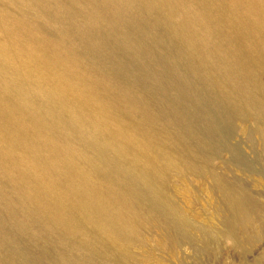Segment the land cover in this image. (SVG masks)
I'll return each mask as SVG.
<instances>
[{"label":"rangeland","instance_id":"obj_1","mask_svg":"<svg viewBox=\"0 0 264 264\" xmlns=\"http://www.w3.org/2000/svg\"><path fill=\"white\" fill-rule=\"evenodd\" d=\"M49 93L58 111L63 106L100 136L116 167L123 157L169 160L162 185L191 238L170 240L160 222L145 223L150 238L142 233V247L129 248L142 259L137 264H264V0H0V220L26 251L64 254L67 241L82 246L93 236L107 242L116 264L106 234L124 231V193L93 158L66 148L53 127L58 113L45 116ZM220 117L224 147L198 151L192 170L189 127L203 134ZM214 180L234 186L235 198L251 207L247 220L224 211ZM14 261L0 247V264Z\"/></svg>","mask_w":264,"mask_h":264},{"label":"bare ground","instance_id":"obj_2","mask_svg":"<svg viewBox=\"0 0 264 264\" xmlns=\"http://www.w3.org/2000/svg\"><path fill=\"white\" fill-rule=\"evenodd\" d=\"M246 59V58H245ZM248 59V58H247ZM60 61V60H59ZM117 63V62H116ZM57 65V64H56ZM51 66V65H50ZM96 66V65H95ZM117 66V65H116ZM68 71V70H67ZM56 72V71H55ZM57 73V72H56ZM255 73V72H254ZM70 74V73H69ZM42 76V74H41ZM84 76V75H83ZM86 77V75H85ZM82 78V77H81ZM88 78V76H87ZM20 79V78H19ZM80 79V77H79ZM73 80V79H72ZM86 80V78H85ZM55 82V81H54ZM56 82H58L56 80ZM60 82V81H59ZM63 82V81H62ZM73 82V81H71ZM93 82V81H92ZM95 83V81H94ZM13 84V83H11ZM61 84V83H60ZM58 84V85H60ZM71 84V83H70ZM74 84V83H73ZM96 84V83H95ZM8 85V84H7ZM16 85V84H15ZM62 85V84H61ZM99 85V84H98ZM10 86V85H9ZM63 86V85H62ZM87 86V85H86ZM100 86V85H99ZM81 87V86H80ZM88 87V86H87ZM98 87V86H97ZM14 89H17L15 91V94L19 95V99L20 97L23 96V91H21L19 89V85H16ZM13 89V90H14ZM99 89V87H98ZM101 89V88H100ZM52 90V89H51ZM94 90V89H92ZM81 91V90H80ZM97 91V90H96ZM6 92V91H5ZM14 92V91H12ZM55 93V92H54ZM60 93V92H59ZM76 93V92H75ZM143 93V92H142ZM61 94V93H60ZM56 95V94H55ZM35 96V95H34ZM49 101L45 102V104L43 105V109L45 110V116L48 118H52V116H54L55 114L58 113V116L55 120V124L53 127H55L56 129H58L60 131L61 135L64 139V142L66 144V148L71 150L72 155H76L77 158L81 159H90L92 158L94 159L92 162V164H99L101 165V167L103 166L105 168V175L108 178L107 182L108 184L111 182L115 183L116 185L120 186V190H118V192H123L124 193V211H121L120 214H122V212H124V219H121L122 222H124V226L119 223V222H113L112 223H119L120 226L122 225L124 228H122V230L124 229V234L118 231H121V227L120 230H118L116 233V230L114 232V228L113 229V233L111 232V235H109L108 233L106 235L109 236V238H111L110 240L114 242V252L116 253L117 257H119V262L116 264H137L139 263V261L142 259L136 257L133 253L130 252L129 248H131V246L135 247V244H139L141 245V240L142 239V235L144 234L142 231V228H144V224L145 223H149L152 221H156L158 224L159 222L164 226V228L167 230V232L169 233V235H171V237L173 239L170 240H174V239H186L185 241H189L188 239L191 238V236L189 237L188 234V228H189V224H188V220H185V216L184 218L181 217L182 213H179L180 211H178L177 206H175L172 201V199L168 196L170 194H167L165 191V189L163 188L164 186L162 185V180L163 178L166 176L167 172V162H169V160H165L167 158H159L158 155L155 158H152L149 160V158H144L143 159H132L134 157H131V159H126V157H123V161L117 165V167L112 164L110 162L109 156L106 155V151H107V147H104L103 143L100 142V136L97 138L95 135H93L92 133L88 132L86 130V128L88 127H83L82 125L79 124V120L77 117L73 116L70 117L68 115V113L64 110L63 106L61 107V109L58 111L55 107H54V103H52L53 101H51L50 98H53V94L49 93ZM61 96V95H60ZM23 98H25L23 96ZM32 98V97H31ZM45 98V97H44ZM14 99V98H13ZM60 99V98H59ZM64 100V99H63ZM68 100V99H67ZM19 101V100H18ZM20 101H23L22 99ZM31 101V100H30ZM97 101V100H96ZM94 101V103L96 102ZM67 102V101H66ZM102 102V101H101ZM16 104V102H14ZM19 103V102H18ZM60 103V102H59ZM13 104V103H12ZM78 104V103H77ZM72 105V104H71ZM83 105V104H82ZM99 105V104H98ZM21 106V105H20ZM19 107V106H18ZM58 107V106H57ZM20 108V107H19ZM25 108V107H24ZM23 108V109H24ZM90 108V107H89ZM22 109V108H21ZM26 109V108H25ZM85 109V108H84ZM91 109V108H90ZM95 110V109H94ZM22 112L24 110H21ZM31 111V110H30ZM93 111V109H92ZM88 112V111H87ZM41 113V112H40ZM17 114V113H16ZM35 114V113H34ZM89 114V113H88ZM104 114V113H103ZM27 115V114H26ZM102 115V113H101ZM222 115V114H221ZM36 116V115H34ZM69 116L67 119H64V117ZM77 116V114H76ZM224 117V116H222ZM104 118V117H103ZM102 118V119H103ZM35 119V118H33ZM39 119V118H38ZM93 119V117H92ZM200 119V118H199ZM222 118L220 117L219 121H208L203 127H201L203 129V134H199L196 132L197 128L195 126H192V128L189 127L188 131H189V138L191 139L192 142H194V144H192V152L190 153L189 156V164L192 166V170L194 169L193 167L198 163L196 162V153L199 151H204V153L208 152L210 154H213L212 152L214 151H219L220 149L224 147L225 145V141L223 139L224 133L223 131L226 130V124L222 123L225 120H221ZM225 119V118H224ZM37 121V119H36ZM43 121V120H42ZM45 121V120H44ZM207 121V120H206ZM29 122V121H28ZM33 123V122H32ZM42 123V122H40ZM48 123V122H47ZM92 123V122H90ZM200 123V122H199ZM34 124V123H33ZM36 124V123H35ZM45 124V123H44ZM39 125V124H38ZM46 125V124H45ZM120 125V123H119ZM35 126V125H34ZM49 126V125H48ZM128 127V126H127ZM130 127V126H129ZM136 127V126H135ZM109 128V127H108ZM132 129V128H131ZM117 130V129H116ZM127 130V129H126ZM56 131V130H55ZM101 131V130H100ZM112 131V130H111ZM121 131V130H120ZM47 132V131H46ZM130 133V132H129ZM132 133V130H131ZM223 133V135H222ZM47 134V133H46ZM55 134V133H53ZM115 134V133H113ZM123 134V133H122ZM127 134V133H126ZM50 135V134H48ZM52 135V134H51ZM129 135V134H128ZM119 136V135H118ZM131 136V135H130ZM134 136V134H133ZM103 137V136H102ZM105 137V136H104ZM112 137V136H111ZM116 137V136H115ZM122 137V136H121ZM128 137V136H127ZM51 138V137H50ZM54 138V136H53ZM135 138V137H134ZM188 138V137H187ZM46 139V138H45ZM45 139L43 141H45ZM61 139V138H60ZM102 139V138H101ZM189 139V140H190ZM55 140V139H54ZM53 140V142H54ZM59 140V139H58ZM104 140V139H103ZM109 139H107L108 141ZM123 140V139H122ZM125 140V139H124ZM131 140V139H130ZM49 141V140H47ZM60 141V140H59ZM58 141V142H59ZM118 141V140H117ZM134 141V139H133ZM126 142V141H125ZM191 142V143H192ZM43 143V142H41ZM115 143V142H114ZM113 143V144H114ZM52 144V143H51ZM54 144V143H53ZM108 144V142H107ZM112 144V145H113ZM133 144V142H132ZM43 145V144H42ZM47 145V144H46ZM130 145V144H129ZM134 145V144H133ZM55 146V145H54ZM72 146V148H71ZM114 146V145H113ZM123 146V145H122ZM126 146V145H124ZM131 146V145H130ZM60 147V146H59ZM133 147V146H132ZM65 148V147H64ZM112 148V147H111ZM134 148V147H133ZM113 149V148H112ZM115 149V148H114ZM128 149V148H127ZM190 149V150H191ZM109 150V149H108ZM137 150V149H136ZM139 150V149H138ZM141 150V149H140ZM125 151V149H124ZM206 151V152H205ZM48 152V151H47ZM112 152V150H111ZM121 152V151H120ZM135 152V151H134ZM53 153V152H52ZM64 153V151H63ZM69 153V152H67ZM126 153V151L124 152ZM129 153V152H128ZM127 153V154H128ZM201 153V152H200ZM112 154V153H111ZM116 154H118V152H116ZM131 154V153H130ZM129 154V155H130ZM137 154V153H136ZM139 154V153H138ZM199 154V153H198ZM218 154V152H217ZM60 155V154H59ZM123 155V154H121ZM148 155V154H147ZM134 156V155H133ZM143 156V155H142ZM202 156V155H201ZM74 157V156H73ZM73 157L71 159H73ZM89 157V158H88ZM118 157V156H117ZM169 157V156H168ZM199 157V156H197ZM49 158V157H48ZM65 158V157H64ZM136 158V157H135ZM142 158V157H141ZM182 158V157H181ZM68 159V160H71ZM178 159V158H177ZM76 160V159H75ZM176 160V159H175ZM181 160V159H179ZM73 161V160H71ZM117 161V160H116ZM167 161V162H166ZM173 161V160H172ZM171 161V162H172ZM178 161V160H177ZM176 161V162H177ZM183 160H181L182 162ZM187 161V160H186ZM185 161V162H186ZM199 161V159L197 160ZM58 162V161H57ZM69 162V161H68ZM81 162V161H80ZM86 162V160H85ZM91 162V161H90ZM179 161V163H181ZM209 162V161H208ZM49 163V162H48ZM76 163V162H74ZM77 163H79V161L77 160ZM87 164H89V162H86ZM196 163V164H195ZM51 164V163H50ZM81 164V163H80ZM91 164V163H90ZM91 164V165H92ZM184 164V163H182ZM187 164V163H186ZM188 164V165H189ZM55 165V164H54ZM69 165V164H68ZM79 165V164H78ZM86 165V164H84ZM96 166L99 167L100 166ZM171 165V164H170ZM169 165V167H170ZM185 165V164H184ZM74 166V165H73ZM82 166V165H81ZM88 166V165H87ZM174 166V165H172ZM46 167V166H44ZM78 167V166H77ZM90 167V166H89ZM87 167V168H89ZM187 166H184L183 168H186ZM196 167V166H195ZM198 167V165H197ZM196 167V168H197ZM58 168V167H57ZM103 168V169H104ZM171 168V167H170ZM175 168V166H174ZM178 170V166L176 167ZM182 168V167H181ZM71 169V167H70ZM91 170V168H89ZM87 169V171L89 170ZM98 169V168H97ZM169 169V168H168ZM65 170V169H64ZM183 170V169H181ZM188 170V168H187ZM196 170V169H194ZM75 171V170H74ZM73 171V172H74ZM79 171V169H78ZM101 171V168H100ZM104 171V170H103ZM89 172H93L92 170ZM166 172V174H165ZM56 173V172H55ZM54 173V174H55ZM78 173V172H77ZM80 173V172H79ZM85 173V171L83 172V174ZM99 173V172H98ZM104 173V172H103ZM82 174V173H81ZM82 174V175H83ZM90 174V173H89ZM88 174V175H89ZM100 174V173H99ZM60 175V174H59ZM101 175V174H100ZM103 175V176H105ZM55 176V175H54ZM86 176V175H85ZM167 177V176H166ZM214 177V176H213ZM42 178V177H41ZM52 178V176H51ZM77 178V177H76ZM83 178V177H82ZM85 178V177H84ZM99 178V177H98ZM97 178V180H98ZM105 178V177H104ZM104 178H100L101 180ZM217 178V177H216ZM36 179V178H35ZM39 179V178H38ZM89 179V177H88ZM166 179V178H165ZM164 179V180H165ZM214 179V178H213ZM66 180V179H65ZM82 180V179H81ZM81 180H78L81 182ZM39 181V180H38ZM56 181V180H55ZM74 181V180H73ZM76 181V182H78ZM89 181V180H88ZM87 181V182H88ZM105 181V179H104ZM215 181V180H214ZM222 181V180H221ZM220 180L215 181V185L217 187L216 190H219V193L221 192L223 194V197L220 196L224 201H225V205L227 210L224 211H228L230 212V216L231 218H235V221L237 219V217L239 215L242 216L241 219L247 220L251 214V207L248 208L246 206L245 203H243V205H241V203L235 198L236 196V189H234V186H230L227 183H221ZM44 182V181H43ZM68 182V181H66ZM70 182V181H69ZM83 182V180H82ZM85 182V181H84ZM97 182V181H96ZM103 182V181H101ZM62 183V182H61ZM89 183V182H88ZM95 183V182H94ZM45 184V183H44ZM96 184V183H95ZM97 184L99 185V182H97ZM112 184V183H111ZM47 185V184H46ZM44 186V185H43ZM84 186V185H83ZM85 186H89V185H85ZM115 186V185H114ZM81 187V186H80ZM95 187V186H93ZM100 186H97V188ZM104 187V186H103ZM100 187L99 189L103 188ZM214 187V186H213ZM69 188V187H68ZM92 188V186H91ZM61 189V188H60ZM94 189V188H93ZM98 189V190H99ZM115 189L117 190L118 188L115 187ZM215 189V188H214ZM80 190V189H79ZM78 190V191H79ZM88 190V189H87ZM106 190V189H105ZM112 190V189H111ZM115 190V191H116ZM53 191V190H52ZM86 190H84L83 192H85ZM95 191V190H94ZM101 191V190H100ZM108 192V190H106ZM49 192V191H48ZM87 192V191H86ZM85 192V193H86ZM114 192V190H113ZM119 192V193H120ZM112 193V192H110ZM115 193V192H114ZM81 194V193H80ZM90 194V193H89ZM113 194V193H112ZM122 194V193H121ZM54 195V194H53ZM95 195V194H94ZM108 195V194H107ZM98 196V194H97ZM104 196V193H103ZM109 196V195H108ZM107 196V197H108ZM118 196V195H117ZM121 196V195H120ZM119 196V197H120ZM123 196V195H122ZM49 197V196H48ZM56 197V196H55ZM77 197V196H76ZM96 197V196H95ZM111 197V196H110ZM172 197V196H171ZM78 198V197H77ZM104 199V197H102ZM114 198V196L112 197V199ZM100 199V198H99ZM118 199V198H117ZM97 200V199H95ZM107 200V198H106ZM115 199H113L112 201L114 202ZM85 201V200H83ZM94 201V200H93ZM110 201V200H109ZM108 201V202H109ZM111 201V202H112ZM116 201V200H115ZM95 202V201H94ZM97 202V201H96ZM95 202V203H96ZM123 202V201H122ZM52 203V202H51ZM59 203V202H58ZM93 203V202H92ZM94 203V205H95ZM100 203V202H99ZM102 203V202H101ZM107 203V202H106ZM224 203V202H223ZM53 204V203H52ZM113 204V203H112ZM121 201L120 204L121 205ZM65 205V204H64ZM97 205V204H96ZM100 205V204H99ZM99 205H97L99 207ZM221 205V204H220ZM30 206V205H29ZM104 206V205H103ZM223 206V204L221 205ZM107 207V206H106ZM70 208V207H69ZM82 208V207H81ZM90 208V207H89ZM108 208V207H107ZM115 209V207H112V209ZM123 208V207H122ZM76 209V208H75ZM88 209V208H87ZM95 209V208H94ZM103 209V208H102ZM68 210V209H67ZM98 209H96L97 211ZM107 211L109 209H106ZM120 210V209H119ZM223 210V209H222ZM87 211V210H86ZM94 211V210H93ZM99 211V210H98ZM97 211V212H98ZM102 211V210H101ZM104 211V210H103ZM114 212V211H112ZM228 212V213H229ZM88 213V212H87ZM110 212L106 213L105 212V217L109 214ZM117 214V211L115 212ZM113 213V214H115ZM244 216H243V214ZM44 214V213H43ZM93 214V213H92ZM107 214V215H106ZM122 214V216H123ZM181 214V215H180ZM95 215V214H94ZM101 215V214H100ZM103 215V216H104ZM59 216V215H58ZM97 216V215H96ZM102 216V215H101ZM111 216V215H109ZM113 216V215H112ZM111 216V217H112ZM121 216V215H120ZM119 216V217H120ZM121 216V217H122ZM103 217V218H105ZM114 217V216H113ZM61 218V217H60ZM100 218V217H99ZM102 218V217H101ZM115 218V217H114ZM240 218V217H239ZM46 219V218H45ZM54 219V218H53ZM59 219V218H58ZM92 219V217H91ZM96 219V217H95ZM110 219V218H108ZM117 219V216L114 220ZM240 219V220H241ZM61 220V219H60ZM77 220V219H76ZM89 220V219H88ZM101 220V219H100ZM104 220V219H103ZM102 220V221H103ZM107 220V219H106ZM104 220V221H106ZM239 220V221H240ZM50 221V218H49ZM48 221V222H49ZM117 221V220H116ZM120 221V220H119ZM188 221V222H187ZM51 222V221H50ZM98 222V221H97ZM108 222V221H107ZM106 222V223H107ZM110 222V221H109ZM59 223V222H58ZM81 223V222H80ZM104 223V222H103ZM111 223V226L113 225ZM150 223V224H151ZM154 223V222H153ZM6 223H3L0 220V247L5 248L6 250L10 251L13 254V258L14 262H17L19 264H115L112 263L110 261V258L108 259L107 257V253L108 250L106 248V244L107 242H100L99 245H97L94 241H96L93 236L92 237H88V243H83L82 246L81 244H79V242H77V240H69L67 241V245L68 249L70 251L74 250V249H78L80 248V250L82 252H78L76 254L71 253L70 251L66 252L63 251L61 254H53L51 253L49 250L43 249V251L40 252H36V250L34 249H28V251L25 250L24 246L25 243L21 241V239H19L16 236V232L15 229L10 228V230L8 231V225L5 226ZM61 224V223H60ZM47 225V224H46ZM63 225V224H62ZM102 225V223H101ZM105 224H103L104 226ZM107 225L109 226L110 224L107 223ZM118 225V224H117ZM152 225V224H151ZM159 225V224H158ZM61 226V225H60ZM99 226V225H98ZM102 226V228H103ZM146 226V225H145ZM148 226V225H147ZM155 226V225H154ZM157 226V225H156ZM162 226V227H163ZM92 227V226H90ZM110 227V226H109ZM115 227V225H114ZM153 227V225H152ZM193 227V226H192ZM73 228V227H72ZM95 228V227H94ZM97 228V227H96ZM117 228V227H116ZM119 228V225H118ZM117 228V229H118ZM146 228V227H145ZM150 228V227H149ZM148 228V229H149ZM155 228V227H154ZM153 228V230L155 231V229ZM81 229V228H80ZM100 228H98L97 230H99ZM104 229V228H103ZM109 229V228H107ZM157 230H159V228H156ZM162 229V228H161ZM164 229V230H165ZM194 229V228H192ZM105 230V229H104ZM103 230V231H104ZM111 230V229H110ZM147 230V229H146ZM150 230H152V228H150ZM191 230V229H190ZM60 231V230H59ZM92 231V230H91ZM95 231V230H94ZM100 231V230H99ZM98 231V232H99ZM107 231V230H106ZM104 231V232H106ZM149 231V230H148ZM89 232V231H88ZM160 232V230H159ZM158 232V233H159ZM162 232V231H161ZM160 232V233H161ZM165 232V231H164ZM162 232V233H164ZM68 233V232H67ZM93 233V232H92ZM101 233V232H100ZM143 233V234H142ZM152 233V231H151ZM154 233V232H153ZM153 233H152V237H153ZM157 233V232H155ZM161 233V234H162ZM166 233V232H165ZM190 233V231H189ZM69 234V233H68ZM91 234V233H89ZM97 231H96V233ZM94 234V235H95ZM105 234V233H104ZM146 234H148L146 232ZM80 235V234H79ZM157 237V234H155ZM160 235V234H159ZM163 235V234H162ZM166 235V234H165ZM168 235V237H169ZM101 236V235H99ZM97 236V238L99 237ZM64 237V236H63ZM67 237V236H66ZM103 237V236H102ZM145 237V234H144ZM169 237V238H171ZM65 238V237H64ZM105 238V237H104ZM108 238V239H109ZM150 237L145 239H149ZM168 238V240H169ZM77 239V238H75ZM159 239V238H158ZM165 239V238H164ZM67 240V239H66ZM100 240V238H99ZM109 240V241H110ZM58 241V240H57ZM91 241V244L90 242ZM105 241H107L105 239ZM147 241V240H146ZM151 241V240H150ZM162 241V240H159ZM158 241V242H159ZM59 242V241H58ZM145 242V241H144ZM164 242V240H163ZM146 243V242H145ZM144 243V244H145ZM66 244V243H65ZM110 244V242H109ZM112 244V243H111ZM143 244V245H144ZM147 244V243H146ZM108 245V244H107ZM136 245V246H139ZM109 246V245H108ZM112 246V247H113ZM145 246V245H144ZM65 247V246H64ZM63 247V248H64ZM111 247V248H112ZM132 247V248H133ZM139 247H142L139 246ZM29 248V247H28ZM33 248V246H32ZM62 248V247H61ZM131 248V250H132ZM155 248V247H154ZM153 248V249H154ZM102 249V250H101ZM136 251V247L133 248ZM138 249V248H137ZM151 249V250H153ZM52 250V249H51ZM61 250V249H60ZM110 250V248H109ZM113 249H111L112 251ZM139 250V249H138ZM137 250V251H138ZM149 251V249H146ZM150 250V251H151ZM75 251V250H74ZM59 252V251H58ZM133 252V250H132ZM154 252V251H153ZM94 253V254H93ZM140 255V252H137ZM143 253V252H142ZM152 253V252H151ZM148 254L151 255L150 253L146 254L145 251V255L148 257ZM92 255V256H91ZM111 255V254H109ZM114 255V254H113ZM143 255V254H142ZM141 255V257H142ZM7 257V256H6ZM10 257V256H9ZM110 257V256H109ZM116 257V256H115ZM140 257V256H139ZM117 259V258H116ZM140 259V260H139ZM148 259V258H146ZM144 260V259H143ZM9 261V259H8ZM3 262V261H2ZM144 263L143 262H140Z\"/></svg>","mask_w":264,"mask_h":264}]
</instances>
